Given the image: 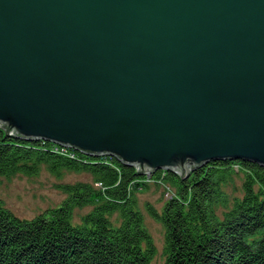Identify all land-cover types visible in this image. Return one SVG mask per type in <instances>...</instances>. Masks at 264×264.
<instances>
[{"label":"water","instance_id":"1","mask_svg":"<svg viewBox=\"0 0 264 264\" xmlns=\"http://www.w3.org/2000/svg\"><path fill=\"white\" fill-rule=\"evenodd\" d=\"M0 124L141 172L264 166V0H0Z\"/></svg>","mask_w":264,"mask_h":264},{"label":"trees","instance_id":"2","mask_svg":"<svg viewBox=\"0 0 264 264\" xmlns=\"http://www.w3.org/2000/svg\"><path fill=\"white\" fill-rule=\"evenodd\" d=\"M55 145L12 135L0 124V176L35 175L43 164L57 176L66 170L92 175L59 185L67 197L31 219L0 199V264H151L157 248L137 199L147 175L115 155L71 146L64 155ZM239 174L243 195L230 198L224 186ZM163 179L174 196L161 213L149 209L165 226V264H264L263 165L212 159L187 176L168 170ZM86 207L75 223V210Z\"/></svg>","mask_w":264,"mask_h":264},{"label":"rangeland","instance_id":"3","mask_svg":"<svg viewBox=\"0 0 264 264\" xmlns=\"http://www.w3.org/2000/svg\"><path fill=\"white\" fill-rule=\"evenodd\" d=\"M54 150L64 155L71 153L67 147H63L61 144L57 148L55 145ZM236 168L238 169L239 166L236 165ZM162 171V175L166 176L167 171ZM91 180L92 175L89 172L66 170L61 176H57L49 170L47 165L43 164L41 171L35 175L17 173L11 177L0 176V199L7 208L19 217L31 219L46 209L62 203L66 194L59 188V185ZM145 180L148 187L137 193V199L144 216L145 225L157 248L151 264H165V226L160 219L151 213L149 208L151 206L155 211L161 213L166 200L170 199L174 193V189L163 178H158L152 174H149ZM224 188L230 198L241 197L243 195V174L237 175L233 182L225 185ZM90 209V207L77 208L74 222H81L82 217ZM219 212L222 213V209Z\"/></svg>","mask_w":264,"mask_h":264},{"label":"bare ground","instance_id":"4","mask_svg":"<svg viewBox=\"0 0 264 264\" xmlns=\"http://www.w3.org/2000/svg\"><path fill=\"white\" fill-rule=\"evenodd\" d=\"M58 145H60V143H57L56 144V148L58 147ZM62 145V144H61ZM63 147H68L67 145H63ZM258 163V162H257ZM261 165V164H260ZM162 170H164V171H168L169 169H166V168H161ZM160 169H158V170H156V171H154V172H152V173H149V172H142V173H145L147 176L149 175V174H152L153 176H158V171H159ZM172 171V170H171ZM163 171H161L160 172V176L163 178L164 177V175H162L163 173H162ZM174 196V193L171 195V198ZM67 197V196H66ZM18 216V215H17ZM27 219H29V218H27Z\"/></svg>","mask_w":264,"mask_h":264}]
</instances>
